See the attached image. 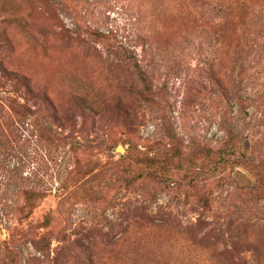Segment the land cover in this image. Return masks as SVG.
<instances>
[{
	"label": "rangeland",
	"instance_id": "1",
	"mask_svg": "<svg viewBox=\"0 0 264 264\" xmlns=\"http://www.w3.org/2000/svg\"><path fill=\"white\" fill-rule=\"evenodd\" d=\"M260 49L264 0H0V264H264Z\"/></svg>",
	"mask_w": 264,
	"mask_h": 264
},
{
	"label": "trees",
	"instance_id": "2",
	"mask_svg": "<svg viewBox=\"0 0 264 264\" xmlns=\"http://www.w3.org/2000/svg\"><path fill=\"white\" fill-rule=\"evenodd\" d=\"M258 55L261 57V60H264V51H263V49L255 50V53H253V54H251V53L247 54V56H252L254 58H257ZM131 62H132L131 64H133L136 69L140 68L138 62H133L132 60H131ZM238 104H239V106L244 108L243 101H241V103L239 102ZM235 119H239V117L235 116L234 120ZM235 149H237L236 135H235L234 132H229L228 138L225 140V142L223 144L222 152L223 153H227L229 151V154L230 153H235L236 152Z\"/></svg>",
	"mask_w": 264,
	"mask_h": 264
}]
</instances>
